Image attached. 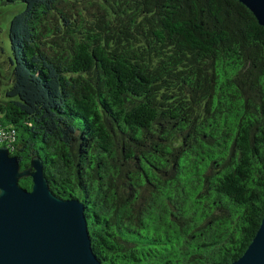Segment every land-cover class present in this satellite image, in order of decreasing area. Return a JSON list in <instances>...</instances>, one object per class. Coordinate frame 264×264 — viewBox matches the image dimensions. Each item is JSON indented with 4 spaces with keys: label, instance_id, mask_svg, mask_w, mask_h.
Masks as SVG:
<instances>
[{
    "label": "trees",
    "instance_id": "trees-1",
    "mask_svg": "<svg viewBox=\"0 0 264 264\" xmlns=\"http://www.w3.org/2000/svg\"><path fill=\"white\" fill-rule=\"evenodd\" d=\"M23 2L0 125L85 204L103 264H231L264 217V26L240 0ZM31 190V177L20 179Z\"/></svg>",
    "mask_w": 264,
    "mask_h": 264
},
{
    "label": "water",
    "instance_id": "water-1",
    "mask_svg": "<svg viewBox=\"0 0 264 264\" xmlns=\"http://www.w3.org/2000/svg\"><path fill=\"white\" fill-rule=\"evenodd\" d=\"M264 26V0H240ZM31 177V190L20 179ZM0 264H103L95 254L77 198L53 193L38 155L22 169L18 156L0 147ZM231 264H264V217L243 255Z\"/></svg>",
    "mask_w": 264,
    "mask_h": 264
},
{
    "label": "rangeland",
    "instance_id": "rangeland-1",
    "mask_svg": "<svg viewBox=\"0 0 264 264\" xmlns=\"http://www.w3.org/2000/svg\"><path fill=\"white\" fill-rule=\"evenodd\" d=\"M25 8L23 2L0 6V97L10 85L12 76V51L10 45V24L13 16Z\"/></svg>",
    "mask_w": 264,
    "mask_h": 264
},
{
    "label": "built area",
    "instance_id": "built-area-1",
    "mask_svg": "<svg viewBox=\"0 0 264 264\" xmlns=\"http://www.w3.org/2000/svg\"><path fill=\"white\" fill-rule=\"evenodd\" d=\"M17 134L15 128L0 125V147L5 146L12 151L17 144Z\"/></svg>",
    "mask_w": 264,
    "mask_h": 264
}]
</instances>
